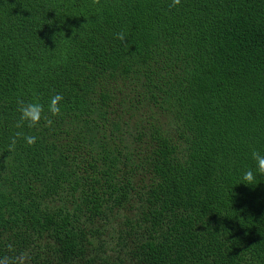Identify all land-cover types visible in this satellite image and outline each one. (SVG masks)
Here are the masks:
<instances>
[{"label": "trees", "instance_id": "trees-1", "mask_svg": "<svg viewBox=\"0 0 264 264\" xmlns=\"http://www.w3.org/2000/svg\"><path fill=\"white\" fill-rule=\"evenodd\" d=\"M253 150L264 0H0L3 264H264Z\"/></svg>", "mask_w": 264, "mask_h": 264}, {"label": "clouds", "instance_id": "clouds-1", "mask_svg": "<svg viewBox=\"0 0 264 264\" xmlns=\"http://www.w3.org/2000/svg\"><path fill=\"white\" fill-rule=\"evenodd\" d=\"M177 0H173V3H176ZM122 38V37H121ZM62 98L59 94L53 95L49 102H48V111L52 115H56L59 112V107L57 102L60 101ZM42 106L39 103H27L22 104L19 107L20 112V120L27 121L29 125H34L41 116ZM35 140L33 136H25V141L28 144H32ZM251 159L254 162L252 167H245L241 170L238 179L244 185L252 186L255 184L256 176L262 175L264 176V154L253 150L251 152ZM256 185V184H255ZM0 264H3V261H0Z\"/></svg>", "mask_w": 264, "mask_h": 264}]
</instances>
